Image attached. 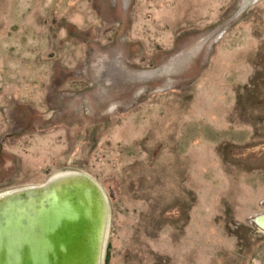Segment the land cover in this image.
<instances>
[{
  "label": "rangeland",
  "instance_id": "1",
  "mask_svg": "<svg viewBox=\"0 0 264 264\" xmlns=\"http://www.w3.org/2000/svg\"><path fill=\"white\" fill-rule=\"evenodd\" d=\"M65 170L108 199L103 264H264V0H0V192Z\"/></svg>",
  "mask_w": 264,
  "mask_h": 264
},
{
  "label": "bare ground",
  "instance_id": "2",
  "mask_svg": "<svg viewBox=\"0 0 264 264\" xmlns=\"http://www.w3.org/2000/svg\"><path fill=\"white\" fill-rule=\"evenodd\" d=\"M255 1L241 0V7ZM181 53L152 69H121L120 73L135 81L168 76L187 63L177 57ZM104 67V60L95 62L102 97L118 84L99 81ZM110 216L102 188L82 171L55 172L42 183L1 191L0 264H103ZM255 221L264 230V216L258 214Z\"/></svg>",
  "mask_w": 264,
  "mask_h": 264
},
{
  "label": "flooded vegetation",
  "instance_id": "3",
  "mask_svg": "<svg viewBox=\"0 0 264 264\" xmlns=\"http://www.w3.org/2000/svg\"><path fill=\"white\" fill-rule=\"evenodd\" d=\"M259 214H260L261 216H262V215L264 216V214H261V213H259ZM257 215H258V214H256V216L253 217L252 222H253V223L255 224V226L257 227L258 232H260V233H262V234L264 235V230L261 229V228L257 225V223H256V221H255Z\"/></svg>",
  "mask_w": 264,
  "mask_h": 264
},
{
  "label": "water",
  "instance_id": "4",
  "mask_svg": "<svg viewBox=\"0 0 264 264\" xmlns=\"http://www.w3.org/2000/svg\"><path fill=\"white\" fill-rule=\"evenodd\" d=\"M33 213H35V212H33ZM0 231H1V229H0Z\"/></svg>",
  "mask_w": 264,
  "mask_h": 264
}]
</instances>
